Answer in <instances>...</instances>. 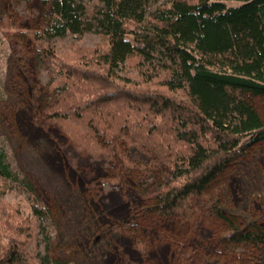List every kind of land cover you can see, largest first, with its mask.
Wrapping results in <instances>:
<instances>
[{
	"label": "trees",
	"instance_id": "1",
	"mask_svg": "<svg viewBox=\"0 0 264 264\" xmlns=\"http://www.w3.org/2000/svg\"><path fill=\"white\" fill-rule=\"evenodd\" d=\"M24 36L42 114L75 151L129 170L118 143L132 144L166 169L141 186L146 213L226 218L222 187L208 189L264 141L249 102L264 97V0H44ZM229 225L222 251L264 253L255 221ZM55 241L45 202L0 148V264H77L52 255Z\"/></svg>",
	"mask_w": 264,
	"mask_h": 264
},
{
	"label": "rangeland",
	"instance_id": "2",
	"mask_svg": "<svg viewBox=\"0 0 264 264\" xmlns=\"http://www.w3.org/2000/svg\"><path fill=\"white\" fill-rule=\"evenodd\" d=\"M43 10L44 0H0V148L49 209L56 228L52 255L77 264H264L258 249L231 254L218 242L229 221L238 227L255 221L264 229V141L208 189L222 187L218 205L226 218L192 223L146 213L139 191L150 177L166 175L161 164L125 141L118 144L131 169L118 156L112 162L92 158L46 122L32 44L24 36L39 27ZM249 102L264 119V97Z\"/></svg>",
	"mask_w": 264,
	"mask_h": 264
}]
</instances>
